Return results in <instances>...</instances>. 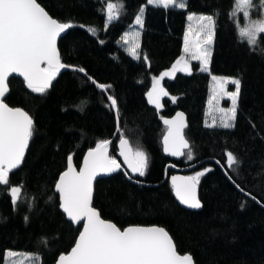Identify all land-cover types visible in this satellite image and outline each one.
I'll use <instances>...</instances> for the list:
<instances>
[{"label": "trees", "instance_id": "1", "mask_svg": "<svg viewBox=\"0 0 264 264\" xmlns=\"http://www.w3.org/2000/svg\"><path fill=\"white\" fill-rule=\"evenodd\" d=\"M37 2L59 22L74 25L58 44L61 62L71 67L59 72L42 95L32 93L23 80L10 79L6 102L32 116L35 132L22 167L9 175V185H0V264L7 250L39 255L40 264H56L60 254L70 251L82 227L61 211L55 184L67 169L69 155L79 169L90 149L112 139L117 123L119 135L108 147L110 156L118 160L121 136L133 150L144 151L148 172L139 180L152 187L135 185L121 172L97 180L93 206L102 218L122 230L163 227L177 251L191 254L194 264H264V34L254 50L246 40L241 42L237 25L244 26L245 20L241 14L231 15L234 0H188L186 10L147 6L140 57L134 59L121 38L146 0H122L125 11L106 30L105 0ZM188 13L212 14L216 19L209 72L193 62L191 75L177 73L164 79L162 87L169 95L162 96L163 106L157 109L147 100L151 78L172 68L182 56ZM90 27L97 29L95 35ZM212 76L241 81L238 117L230 130L205 126ZM92 80L111 87L102 92ZM109 95L117 100L118 120ZM178 111L188 119L185 135L193 159L186 156L174 162L162 150L161 120ZM227 152L239 161L231 169ZM170 165H198L190 175L211 169L200 180L201 211H188L176 202L172 186L164 181ZM20 185L26 199L14 207L10 186Z\"/></svg>", "mask_w": 264, "mask_h": 264}, {"label": "snow or ice", "instance_id": "2", "mask_svg": "<svg viewBox=\"0 0 264 264\" xmlns=\"http://www.w3.org/2000/svg\"><path fill=\"white\" fill-rule=\"evenodd\" d=\"M106 2V24L118 20L125 11L122 2ZM153 7L186 8V0H146ZM264 8V0H260ZM254 7L253 0H234L231 15L239 14L245 19L244 26L237 25L241 42L248 43L253 50L264 34V16L255 20L251 17ZM145 7L141 6L135 15V25L143 28ZM188 30L183 38L182 55L170 71L164 72L159 78H153L152 90L147 93L148 102L157 109L162 107L160 99L169 93L162 87L165 77H174L176 72L192 74L189 63L191 60L200 62V71L208 72L215 38L216 19L212 14L188 15ZM194 22V23H193ZM74 25L70 22H59L37 2V0H0V185H9V175L18 169L24 161L26 150L31 141L35 125L32 116L25 110L12 107L6 102L10 91V77H22L27 89L32 93L44 94L52 85L57 75L65 67L61 62L57 49V40ZM92 34L97 29L88 28ZM140 32L126 33L122 41L128 46L127 51L133 58H139ZM103 43V41H101ZM147 59V57H145ZM75 71L84 72L83 68ZM86 74V73H85ZM89 79H92L89 77ZM213 80V97L209 100V114L219 113V126L233 128L237 117L238 100L241 93L240 79H224L216 76ZM92 83L107 92L111 85ZM234 85L233 91H227L226 85ZM226 97L231 107L220 108L219 99ZM175 103L176 98H171ZM111 108L118 114L117 100L108 96ZM215 101V105L213 102ZM167 134L163 138L164 152L171 156H187L193 159L189 142L185 139L184 128L187 126L183 113H177L174 119H165ZM206 127H216V117ZM109 141H101L90 149L83 159L82 166L77 170L71 155L67 157V170L55 184L59 193L60 208L67 219L75 225H82L74 246L67 254H60L57 264H194L191 254H178L176 245L170 234L159 226H129L123 230L114 222L102 218L101 213L93 206V182L101 174H109L120 169L115 158L108 154ZM120 155L133 174L144 176L148 167V157L139 148L133 150L129 141L121 136ZM188 150L187 153L185 150ZM227 167L238 165L239 161L231 152H227ZM219 163V162H218ZM207 171L197 172L186 177L173 176L171 185L176 198L188 208L202 207L197 198V185ZM239 187V186H237ZM244 191L242 188L240 189ZM246 195H250L247 194ZM10 197L13 206L26 199L23 186H10ZM255 199V197H252ZM243 207V205H242ZM27 220V217H25ZM46 243V241H45ZM4 264L7 258L13 260L21 256L12 250L4 253ZM21 264H40L39 255L25 253Z\"/></svg>", "mask_w": 264, "mask_h": 264}, {"label": "rangeland", "instance_id": "3", "mask_svg": "<svg viewBox=\"0 0 264 264\" xmlns=\"http://www.w3.org/2000/svg\"><path fill=\"white\" fill-rule=\"evenodd\" d=\"M187 2H188V0H186V8H184V9H180V8H178V9H180V10H186L187 9ZM253 4H254V7L252 8V10H251V17H252V19L253 20H255V19H257V18H259V17H261V16H264V8H262L261 6H260V0H253ZM147 6H151V5H144L143 7H145V9H146V7ZM188 15H202V14H195V13H188L187 14V17H188ZM240 15V14H239ZM242 15V14H241ZM243 16V15H242ZM143 19H144V17H143ZM245 20V19H244ZM194 23V22H193ZM188 26H189V21L187 20V26H186V31L188 30ZM143 28H144V24H143ZM143 28H140L138 25H135V21H134V23H133V25L123 34V36L126 34V33H132V32H134V31H139L140 32V37H139V43H140V45H141V35H142V31H143ZM122 36V37H123ZM214 40H215V38H214ZM121 45H122V47L126 50V52L128 53V51H127V48H128V46L127 45H125L124 43H123V41H122V38H121ZM213 46H214V43H213ZM213 46H212V53H213ZM139 50H140V48H139ZM182 51H183V49H182ZM129 54V53H128ZM182 55H184V52L182 53ZM131 56V55H130ZM134 59H137V58H134ZM186 59H188L189 60V63H190V66H191V63H193V62H195V63H199L200 64V62L199 61H197V60H191L190 58H187L186 57ZM211 59H212V56H211ZM210 64H211V61H210ZM210 64H209V67H210ZM201 66V65H200ZM192 68V67H191ZM171 70V68L170 69H168V70H166V71H170ZM165 71V72H166ZM209 72V71H208ZM164 73V72H163ZM162 73V74H163ZM177 73H184V72H176L175 73V75H174V77L176 76V74ZM162 74H160V75H158V76H152V78H151V87H150V89H149V91H151L152 90V81H153V78H159ZM174 77H165L164 79H172V78H174ZM213 77V76H212ZM216 77H218V78H224V79H237V78H232V77H226V76H216ZM163 82V81H162ZM162 82H161V84H162ZM213 87H214V85H213V80L211 81V84H210V95H209V99H208V102H209V100L210 99H212V97H213ZM226 89H227V91H233L234 90V85H231V84H228V85H226ZM162 98V97H161ZM170 98H173V97H170ZM240 98V97H239ZM147 100H148V97H147ZM238 102H239V100H238ZM160 103H161V105L163 106V103L161 102V99H160ZM150 104V103H149ZM213 104L215 105V101L213 102ZM151 106H154L153 104H150ZM155 107V106H154ZM219 107L220 108H229V107H231V101L230 100H228L226 97H222V98H220L219 99ZM213 116H215L216 117V124H217V126L216 127H220L219 126V113L218 112H216V111H213L212 112V114L210 115L209 114V103H207V107H206V119H205V123L207 122V123H212V117ZM237 117H238V106H237ZM237 117H236V120H237ZM236 120H235V122H236ZM223 128V127H222ZM203 171H205V170H203ZM208 172V171H207ZM206 172V173H207ZM197 173V172H196ZM196 173H194L193 175H195ZM205 173V174H206ZM200 180H201V178H200ZM14 252H16V251H14ZM16 253H19V254H21V256L20 257H18L17 259H15V260H13L12 258H7L8 259V262H9V264H21V258L23 257V254H25L24 252H16ZM28 254H31V253H28ZM33 255V254H32Z\"/></svg>", "mask_w": 264, "mask_h": 264}, {"label": "water", "instance_id": "4", "mask_svg": "<svg viewBox=\"0 0 264 264\" xmlns=\"http://www.w3.org/2000/svg\"><path fill=\"white\" fill-rule=\"evenodd\" d=\"M66 34V32L65 33H62L61 34V37H59L58 38V40H57V49H58V52H59V48H58V44H59V41L62 39V37L64 36ZM60 54V53H59ZM64 69H61V71H63ZM60 71V72H61ZM12 78H19V79H21V80H23V78L22 77H17V76H13V77H10V79H12ZM53 83H54V81L52 82V85H53ZM51 85V86H52ZM51 86H50V88H51ZM49 88V89H50ZM8 96V95H7ZM113 109V108H112ZM113 111H114V113H115V115H116V118H117V120H118V114H117V111L115 110V109H113ZM179 113H183V112H181V111H178ZM177 112V113H178ZM176 113V114H177ZM176 114L173 116V117H171V118H163L162 120H161V122L164 124V120L165 119H174L175 118V116H176ZM184 114V117H185V122H186V125H187V123H188V119H187V116H186V114L185 113H183ZM165 125V124H164ZM166 126V125H165ZM187 128V126L184 128V130ZM184 130H183V132H184ZM167 134V133H166ZM116 137H117V133L115 134V136H114V138L113 139H111L110 141H109V146L116 140ZM29 144H30V142H29ZM162 144H163V141H162ZM117 147H118V155H117V157H118V160H117V162H118V164H120V170L121 171H123L125 174H126V176L130 179V180H132L133 182H134V180L136 179V178H138L139 177V175L138 174H133L132 172H131V170L128 168V166H127V164H125L124 163V158L120 155V151H121V149H120V141L118 142V144H117ZM129 147H131V145H130V143H129ZM28 148H29V146H28ZM132 148V147H131ZM28 150V149H27ZM27 150H26V153H27ZM187 150V149H186ZM185 150V151H186ZM26 153H25V157H26ZM163 153H164V155L166 156V157H168V158H170L171 160H173V161H180V160H182L183 159V157L184 156H171V155H169V154H167V153H165L164 152V148H163ZM109 154V153H108ZM87 155V154H86ZM85 155V156H86ZM110 156V155H109ZM25 157H24V159H25ZM24 162V161H23ZM83 163V162H82ZM23 164V163H22ZM22 164H21V166L18 168V169H20L21 167H22ZM74 164V163H73ZM75 166V165H74ZM82 166V165H81ZM18 169H16V170H18ZM194 169V168H193ZM16 170H14L13 172H15ZM67 170V169H66ZM77 170H79V169H77ZM12 172V173H13ZM110 174V173H109ZM109 174H101V175H99V176H97L96 177V179H95V181L93 182V199H94V188H95V184H96V181L97 180H99V179H101V178H104V177H106L107 175H109ZM174 176H177V177H186V176H184V175H178V174H176V175H174ZM187 176H189V175H187ZM191 176V175H190ZM173 176H171L170 177V179H169V182H170V184H171V178H172ZM168 177L166 176V178L165 179H167ZM172 186V185H171ZM173 195H174V197L176 198V196H175V192H174V190H173ZM58 196H59V193H58ZM197 198L199 199V185H197ZM176 200H177V202H178V204L183 208V209H186V210H188V211H192V212H199V211H201V209H202V207L201 208H199V209H192V208H188L186 205H183V204H181L180 202H179V200L176 198ZM59 201H60V199H59ZM200 201V200H199ZM202 205V204H201ZM61 209V208H60ZM61 211H62V209H61ZM63 212V211H62ZM64 215L66 216V214L64 213ZM67 218V217H66ZM69 221V220H68ZM82 223L83 222H81V225H82ZM75 225V224H74ZM75 226H80V225H75ZM142 227V226H141ZM178 254H180V253H178ZM182 255V254H181ZM58 261V260H57ZM56 264H57V262H56Z\"/></svg>", "mask_w": 264, "mask_h": 264}, {"label": "bare ground", "instance_id": "5", "mask_svg": "<svg viewBox=\"0 0 264 264\" xmlns=\"http://www.w3.org/2000/svg\"><path fill=\"white\" fill-rule=\"evenodd\" d=\"M162 124V126L165 128V131H164V134H163V137H162V139H161V146H162V150H163V144H162V141H163V138H164V136L166 135V133H167V127L163 124V123H161ZM206 124V123H205ZM187 128H188V123H187ZM187 128L184 130V136H185V139L188 141V139L186 138V135H185V133H186V130H187ZM210 128H215V129H221V130H230V129H232V128H229V129H225V128H222V127H210ZM119 130H120V123H117V129H116V132H115V134L117 133V137H116V139H118V135H119ZM115 134H114V136H115ZM114 136L112 137V139L114 138ZM111 140V139H110ZM109 140V141H110ZM119 142V141H118ZM189 142V141H188ZM113 144V143H112ZM111 144V145H112ZM189 144H190V142H189ZM29 146H30V144H29ZM190 147H191V144H190ZM29 149V148H28ZM187 151L188 150H186L185 152L187 153ZM27 152H28V150H27ZM109 153V152H108ZM26 155H27V153H26ZM110 155V154H109ZM111 157V156H110ZM185 157H186V155H184V157H183V159L182 160H184L185 159ZM168 158V157H167ZM170 159V158H169ZM25 160V159H24ZM182 160H180V161H182ZM173 161V160H172ZM180 161H174V162H180ZM74 163V162H73ZM217 165H218V167H220L221 169H222V171H223V173L225 174V176L233 183V181L231 180V178H230V176L228 175V173H227V171L219 164V163H217ZM197 166L198 165H193V166H187V167H180V166H175V165H170L169 167H167L166 168V170H165V176H164V181H168L169 182V179H170V177L171 176H174V175H176V174H178V175H184V176H187V175H189L190 176V172H192L193 170H195L196 168H197ZM194 168V169H193ZM78 169V168H77ZM208 169V168H207ZM203 170H206V169H203ZM203 170H200V171H203ZM17 171V170H16ZM15 171V172H16ZM146 171L148 172V170L146 169ZM200 171H198V172H200ZM116 172H121L130 182H132L133 184H135V185H139V186H149V187H152V185H148V184H146L145 182H141L140 180H139V177L138 178H136L135 180H134V182L132 181V180H130L127 176H126V174L123 172V171H121L120 169L119 170H117ZM169 172H171V176H169ZM14 173V172H13ZM113 173H115V172H113ZM146 173V172H145ZM10 174H12V173H10ZM110 174H112V173H110ZM109 174V175H110ZM109 175H107V176H109ZM106 176V177H107ZM166 176L168 177L167 179H165L166 178ZM192 176V175H191ZM105 178V177H104ZM170 183V182H169ZM171 185V184H170ZM199 186H200V182H199V184H198ZM200 188V187H199ZM94 193H95V188H94ZM175 198V197H174ZM175 200H176V198H175ZM199 200H200V196H199ZM60 202V201H59ZM176 202H177V200H176ZM200 202H201V200H200ZM178 203V202H177ZM201 204H202V202H201ZM181 207V206H180ZM202 208H203V204H202ZM202 210V209H201ZM178 252V251H177ZM179 253V252H178Z\"/></svg>", "mask_w": 264, "mask_h": 264}]
</instances>
